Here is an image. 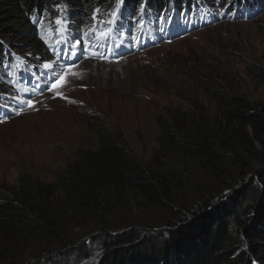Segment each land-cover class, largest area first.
I'll use <instances>...</instances> for the list:
<instances>
[{
    "label": "trees",
    "instance_id": "16d2710c",
    "mask_svg": "<svg viewBox=\"0 0 264 264\" xmlns=\"http://www.w3.org/2000/svg\"><path fill=\"white\" fill-rule=\"evenodd\" d=\"M96 1L103 4L77 17L71 12L81 6L75 9L69 0H59V8L57 0H0V76L7 79L5 70L14 67L13 51L26 57L6 42L13 31L19 33V23L35 25L45 45L33 53L35 62L54 58L49 36L60 9L67 18L65 34L71 29L81 44L94 45L93 11L100 9V19L110 20L121 3ZM228 5L230 11H221L212 0H123L122 9L134 23L168 19L177 33L200 7L205 10L186 34L137 53L229 18L249 20L264 0ZM72 18L80 20L75 25ZM108 26L96 24L98 31ZM96 58L101 59L83 60ZM253 73L264 85V68ZM200 82L215 102L214 114L188 97L195 113L166 107L168 117H156L160 135L149 161L129 150L120 132L98 128L97 147L77 149L68 165L54 169L53 182L23 174L12 191L0 190V264H13L14 258L51 264L72 254L87 261L95 255L91 264H264V100ZM193 192L201 203L189 207ZM156 211L165 213L162 219L168 216L162 226L155 225Z\"/></svg>",
    "mask_w": 264,
    "mask_h": 264
},
{
    "label": "rangeland",
    "instance_id": "374dc122",
    "mask_svg": "<svg viewBox=\"0 0 264 264\" xmlns=\"http://www.w3.org/2000/svg\"><path fill=\"white\" fill-rule=\"evenodd\" d=\"M223 1L225 5L218 6ZM229 1L212 0L221 11H230ZM69 2L78 10L76 4H80V11L71 12L77 17L83 13L88 17L92 8L103 4ZM258 12L249 20L229 18L121 59H88L64 68L50 57L46 64L51 65L55 79L46 92L30 99L31 106L28 101L19 115L0 123V190L12 191L23 174L53 182L54 169L68 165L77 149L97 147L94 129L98 128L120 132L128 149L149 161L160 135L156 117L167 118L166 107L195 113L188 97L214 114L215 102L201 87L202 79L252 101L264 100V85L253 73L264 68V7ZM34 27L19 23V33L13 31L6 41L30 62L37 60L36 50L45 49ZM0 82L4 83L1 77ZM10 97L19 101L17 96ZM202 182L210 188V178ZM187 198L192 200L189 207L201 203L195 192ZM164 215L161 211L152 215L158 219L155 225L166 223ZM95 259V255L87 261L72 254L51 264H91ZM22 262L13 260V264Z\"/></svg>",
    "mask_w": 264,
    "mask_h": 264
},
{
    "label": "snow or ice",
    "instance_id": "6c2138e0",
    "mask_svg": "<svg viewBox=\"0 0 264 264\" xmlns=\"http://www.w3.org/2000/svg\"><path fill=\"white\" fill-rule=\"evenodd\" d=\"M122 5H123V0H121L120 5L118 6L121 10H122ZM57 7L59 8V0H57ZM141 11H143V6L141 8ZM100 16H101L100 9H98V8L95 9L93 11V14H92V20L94 22H96V23L93 25L92 28L89 29V34L96 33V35L98 37V40H103V39H106L107 38V35L109 33L107 31H104V32L98 31V29L96 27V24L105 25V24L114 23L115 20H116V18H117V12L116 11H113L112 13H110V16H111V19L110 20H101L100 19ZM37 22L40 23L41 21L37 20ZM66 22H67V18L64 16V9H60L59 14L56 16V19L54 21V23L58 26L57 31H60V27L59 26H62L64 24H66ZM76 44H77V46H79L80 41L78 40L76 42ZM97 55L101 59H107V57L104 56L102 53H99L98 52ZM45 68L46 69H49V68H51V65L46 64L45 65ZM28 106H31V102L30 101L28 102ZM17 114L18 115L20 114V110H17Z\"/></svg>",
    "mask_w": 264,
    "mask_h": 264
}]
</instances>
